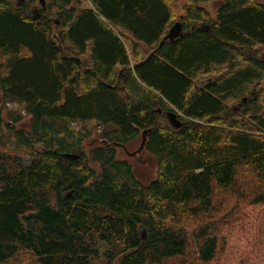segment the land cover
<instances>
[{
    "label": "trees",
    "instance_id": "obj_1",
    "mask_svg": "<svg viewBox=\"0 0 264 264\" xmlns=\"http://www.w3.org/2000/svg\"><path fill=\"white\" fill-rule=\"evenodd\" d=\"M35 1L0 0V101L30 117L25 133L22 117L6 124L0 106V264L26 254L92 264L102 244L109 264H163L190 251L187 264H209L221 245L226 254L224 229L245 203L264 206V55H254L264 49V0H221L215 19L200 6L213 0H89L96 12L48 0L39 26L28 14ZM181 3L183 33L165 40ZM118 28L149 45L137 62ZM88 42L94 71L71 55ZM248 93L249 106L231 108ZM86 121L104 127L90 152L73 126ZM143 136L157 163L148 184L117 153ZM257 246L264 256V239Z\"/></svg>",
    "mask_w": 264,
    "mask_h": 264
},
{
    "label": "rangeland",
    "instance_id": "obj_2",
    "mask_svg": "<svg viewBox=\"0 0 264 264\" xmlns=\"http://www.w3.org/2000/svg\"><path fill=\"white\" fill-rule=\"evenodd\" d=\"M9 1L13 2L14 4H23L22 2H18L17 0ZM48 3V0H44L43 2L38 0L34 5H32V17L37 16L39 14L37 12L44 7L46 8L48 6ZM221 3V0H213L211 2L201 3L200 6L205 8V10L209 13V16L212 19H215L216 11L221 5ZM182 7L183 3L179 5L181 11L176 12V23L180 21L179 19L181 16L185 15V12ZM33 9L37 12H33ZM107 50H110L109 46H107ZM254 52H256L254 53L255 56L264 55V49H262L261 47H257V49H254ZM71 55L75 56L73 52ZM4 62H6V58L0 55V71L3 70ZM122 77H125V75H122ZM206 81H208L207 77L198 82V84H204V82ZM252 92L254 93L255 91ZM251 96L252 94L248 93L242 98L238 99V101L232 102L230 104L231 108H234L236 111H238V109L241 108V103H243V105L249 106V98ZM0 106L3 111L4 123L12 124L14 118L20 115L22 117V121L16 124V127L17 129L24 130L25 133H29L30 117L25 115L23 107L21 105L18 106L17 103L10 101L5 102V104H3L0 101ZM180 116L184 118L182 114H180ZM73 126L77 131H80L87 137L86 141L84 142V150L86 152H90L92 148H95L100 145L101 140L99 136L100 133L103 131L102 129H104L103 126L98 127L95 123L91 121H86L83 123L75 122L73 123ZM9 134L10 133H6V137H8V140H10V137L8 136ZM142 141L143 138L139 137L124 146H120L117 149V153L118 159L127 160L131 164L136 178L143 184H148L157 176V163L155 158L150 155L145 150V148L141 150ZM12 153L16 156L22 157L21 159H23V163L25 165H29L30 161L28 160V156H26L27 154L24 151H20L17 148H14L12 150ZM94 167H97V165H94ZM222 216L223 214H220L218 217L223 218ZM236 220L237 221L233 223V226L225 228L223 231V235L225 236L228 242L227 253H224L221 256L220 252H222L223 248H226V246L224 247V245H221L219 254L217 255L216 259L209 264H264V256L259 257L257 249L259 241L264 239V206H248L245 203V208L243 210L242 216L238 217V219ZM108 254V246L102 244L100 248V256L96 260H94L92 264H109L107 259ZM26 255L27 257H25ZM26 255L20 257L22 258V260H14L11 262V264H36L30 254ZM187 259H193L191 251L189 252V254H187L186 258L172 260L168 262L166 261L163 264H187ZM191 264L202 263L194 262Z\"/></svg>",
    "mask_w": 264,
    "mask_h": 264
},
{
    "label": "crops",
    "instance_id": "obj_3",
    "mask_svg": "<svg viewBox=\"0 0 264 264\" xmlns=\"http://www.w3.org/2000/svg\"><path fill=\"white\" fill-rule=\"evenodd\" d=\"M18 2H22L24 4L25 0H17ZM38 0H36L34 3H32L30 5V9H29V12L28 14L32 17V11H31V6L34 5ZM41 1V0H40ZM79 1V0H77ZM82 1V8L83 9H87V8H91L94 12H96L95 8L92 6V3L89 1V0H81ZM49 2V1H48ZM13 3V2H12ZM14 4V3H13ZM49 4V3H48ZM16 7H21V5H19L18 3L14 4ZM47 8L48 7H44L42 8L40 11H35L33 9V12H37L39 13L37 16L35 17H32L34 18V20L36 21V24L41 25L44 21V18L46 17L45 13L47 11ZM102 20L104 22L107 23V21L105 19L102 18ZM109 29H112L111 27H109ZM171 30V29H170ZM170 32V31H169ZM113 33L122 41V44H124V47L131 53V49L133 48L132 50V55H131V61L132 63L134 62H137L139 57H140V54H141V58H142V53L144 50H147L149 48V45H147L146 43H143V42H138L136 40H133V39H127L125 37H123L122 35H126V36H130L127 32H125L124 30H122L121 28H118L117 30L113 29ZM69 41V40H68ZM67 41V44L71 47H73V45ZM92 43H87V48H81V46L79 47L78 45L74 46L73 48V53L75 54V59L77 60V62L79 63L80 61H84L86 62V66H87V69L88 70H95L96 68V62L93 58L94 54H93V45H91ZM154 46V45H153ZM152 46V47H153ZM134 51H136V53H134ZM145 57H148V55H146ZM141 62V61H140ZM93 70V71H94ZM119 80H124L125 77H122V75H125L123 74L122 71L119 72ZM210 79L208 78V81ZM208 81L204 82V84H199V86H204Z\"/></svg>",
    "mask_w": 264,
    "mask_h": 264
},
{
    "label": "water",
    "instance_id": "obj_4",
    "mask_svg": "<svg viewBox=\"0 0 264 264\" xmlns=\"http://www.w3.org/2000/svg\"><path fill=\"white\" fill-rule=\"evenodd\" d=\"M44 0H41V2H43ZM183 33V29H182V25L181 23H176L170 30L169 34L167 35V37L165 38V40H170V41H174L175 39H177L178 37H180ZM164 42H162L163 44ZM169 119L172 122L173 125L179 127L180 126V121L175 117L174 114H169ZM145 142H146V138L145 136H143V141H142V146H141V150L144 149L145 147ZM69 159H73V160H78V156L77 155H67L66 156Z\"/></svg>",
    "mask_w": 264,
    "mask_h": 264
}]
</instances>
